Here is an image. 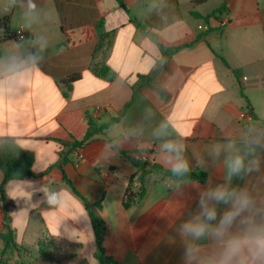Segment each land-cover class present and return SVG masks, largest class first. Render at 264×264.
Listing matches in <instances>:
<instances>
[{
    "label": "crops",
    "instance_id": "obj_1",
    "mask_svg": "<svg viewBox=\"0 0 264 264\" xmlns=\"http://www.w3.org/2000/svg\"><path fill=\"white\" fill-rule=\"evenodd\" d=\"M32 2L34 12L28 0H0V21L8 17L11 32L26 35L0 44V63L14 64L31 81L21 99L0 103V131L35 156L34 177L4 186L20 247L6 257L11 264H100L93 212L104 223L105 253L118 264H182L176 229L196 210L197 189L223 182L222 163L209 155L211 147L249 127L264 131V0H124L128 11L116 0ZM226 13L228 22L221 25ZM160 45L166 48L163 64ZM101 65L116 77L99 78ZM74 74L80 78L67 90L64 83ZM118 116L102 135L71 148L84 139L89 117L102 125ZM162 120L171 125L169 139L188 135L192 171L206 180L193 179L173 192L161 187L168 175L152 172L141 197L131 159L167 169L154 136ZM62 153L68 162L60 170L55 166ZM258 154L262 173L234 178V185L264 189V148ZM53 192L58 195L49 203ZM128 194L134 202L125 207ZM48 241L56 258L73 257L44 259L40 245Z\"/></svg>",
    "mask_w": 264,
    "mask_h": 264
},
{
    "label": "clouds",
    "instance_id": "obj_2",
    "mask_svg": "<svg viewBox=\"0 0 264 264\" xmlns=\"http://www.w3.org/2000/svg\"><path fill=\"white\" fill-rule=\"evenodd\" d=\"M27 8L34 12L36 5L28 0ZM30 85L26 74L18 72L14 64L0 63V103L21 99ZM170 126L168 120H162L154 130V136L161 141L164 165L171 173L161 187L182 192L193 183L185 144L189 137L185 134L169 139ZM18 146L15 137L0 131V152L15 154ZM261 148H264V131L253 127L239 137L227 138L225 143L211 147L209 155L222 163L223 182L197 189L196 210L179 223L176 231L184 249L182 264H264V189L233 184L234 178L262 173L258 154ZM155 175L159 178L163 173ZM57 195L53 192L48 202Z\"/></svg>",
    "mask_w": 264,
    "mask_h": 264
},
{
    "label": "trees",
    "instance_id": "obj_3",
    "mask_svg": "<svg viewBox=\"0 0 264 264\" xmlns=\"http://www.w3.org/2000/svg\"><path fill=\"white\" fill-rule=\"evenodd\" d=\"M123 8H125L127 11V7L124 3V0H116ZM223 8L217 9L211 14L207 16H203L202 19L205 21H208L209 18L215 17L217 14H220L222 12ZM198 17H201L198 15ZM15 37V34L11 32L10 30V19L8 17L4 18L2 21H0V44L3 41L12 39ZM162 53H163V60L161 61V64L164 62L165 54H166V48L162 45L159 46ZM175 50V49H172ZM218 55V54H217ZM220 59L227 65L226 60L218 55ZM41 68L46 69V63L40 64ZM96 74L98 75L99 78L106 80V81H111L116 77V72L112 70L109 66L107 65H101L96 69ZM80 78L79 74H74L71 75L68 79L67 82L64 83L65 87L67 90L71 89V84L78 80ZM147 85H152L150 78L146 81ZM243 94V92H242ZM64 95L66 96L67 93L64 92ZM138 95V90L133 91V97L132 101L136 99ZM244 95V94H243ZM121 116L112 118L110 122L98 125L94 120H92L89 117V122H88V131L84 137L83 140L81 141H75L71 144V148H79L82 147L84 144L88 143L89 141L93 140L95 136L97 135H102L108 127L117 122L120 119ZM111 143L116 142V140L112 139L110 140ZM16 152L13 154V152H0V170L3 173V181L0 184V206L1 209L4 213V232L0 233V239L3 242V248L0 249V264H11L9 262V259L6 257L9 253H13L16 251H20V247L16 242L15 238V233L10 225V217L7 209V203L5 200V191H4V186L6 183L9 181H18V180H23L27 178H32L35 176L33 172V164L35 161V156L34 153L25 150L21 147H17L14 149ZM124 155L129 157L130 153L128 152H123ZM61 159L58 162V164L55 166L59 168L60 170L62 169L63 165L68 162L67 154H61ZM130 158V157H129ZM134 165L138 168V174H137V179L139 181V196H144L145 189H144V182L145 178L147 175L151 174L152 172H157V173H163V175H171L170 172H168L167 169H164L162 166L159 165H151L147 162H143L140 159L137 158H132L131 159ZM191 179H198L202 182H205L206 180V175L204 173H199V172H194L192 171L191 173ZM64 181L65 183L71 188V190L78 196L80 197L83 201H86L80 193L77 191L76 187L73 185V183L67 178L66 175H64ZM134 202V197L131 196V194H128L126 197V200L124 201V206L129 207L132 203ZM99 207V205H97ZM91 221L93 225V230L95 234V239L97 243V248L99 251L98 254V259L100 264H118L115 262L112 258L106 255L105 253V248L103 246L104 242V223L103 221L96 216L93 212H91ZM50 241L48 242H43L40 245V253L41 256L44 259L50 260V261H68L73 257L72 255L66 256L64 258L58 259L56 258L52 252L49 249ZM15 264H24L23 261Z\"/></svg>",
    "mask_w": 264,
    "mask_h": 264
},
{
    "label": "built area",
    "instance_id": "obj_4",
    "mask_svg": "<svg viewBox=\"0 0 264 264\" xmlns=\"http://www.w3.org/2000/svg\"><path fill=\"white\" fill-rule=\"evenodd\" d=\"M227 13L225 14L226 15V18L221 21V25H225L228 22L229 16H228ZM199 28L202 29V30H208L209 27L207 25H201V26H199ZM14 38H16V39H26V35L24 34V32H21L20 31L17 34H15V37ZM243 79L246 80L247 78L244 77ZM79 157L82 158L83 155L82 154H79Z\"/></svg>",
    "mask_w": 264,
    "mask_h": 264
}]
</instances>
